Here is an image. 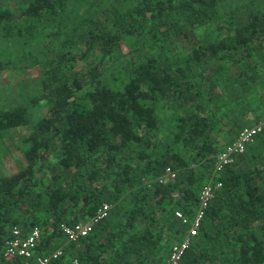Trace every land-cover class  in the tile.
Masks as SVG:
<instances>
[{
	"label": "trees",
	"instance_id": "1",
	"mask_svg": "<svg viewBox=\"0 0 264 264\" xmlns=\"http://www.w3.org/2000/svg\"><path fill=\"white\" fill-rule=\"evenodd\" d=\"M108 1L21 0L19 13L0 10L2 36L35 40L44 56L36 59L40 94L29 106L0 111V135L30 127L27 167L0 178V264H23L3 256L14 227L24 235L52 229L37 248L49 256L53 239L64 237L61 224L86 220L106 203L109 217L60 247L64 254L50 264H165L187 231L175 212L193 217L207 179L191 164L214 167L243 130L236 113L264 104V12L240 0H124L128 8L116 0L99 9ZM200 29L210 37L174 51ZM127 55L132 68L114 70L107 83L108 70ZM225 77L242 90L228 115L215 103ZM40 103L48 111L34 122L30 109ZM160 110L173 113L170 142L159 136ZM225 136L229 143L219 146ZM167 168L176 178L159 184ZM216 180L222 186L181 264H264V131Z\"/></svg>",
	"mask_w": 264,
	"mask_h": 264
},
{
	"label": "rangeland",
	"instance_id": "2",
	"mask_svg": "<svg viewBox=\"0 0 264 264\" xmlns=\"http://www.w3.org/2000/svg\"><path fill=\"white\" fill-rule=\"evenodd\" d=\"M115 1L116 0H109L108 2H103L99 9L103 7L107 8L110 6L109 2ZM240 2L242 5L255 11L264 12V0H240ZM118 4L122 5L124 8H128V1L120 0ZM3 9H10L14 13H19L23 9V4L21 3V0H0V10ZM240 13H244V11L242 10ZM210 32L211 31L209 30L200 29L199 31H196L195 36L190 38V40L179 39L177 45L174 47V51L177 53L180 52L182 54L187 53L192 49L193 45L208 39L210 37ZM2 35L3 31L0 30V63L10 64H8L7 69L0 72V111L11 110L17 106H29L31 99L37 97L40 94L43 71L41 70L40 64L36 62V59L43 61L44 57L42 50L43 45H39L37 41L32 40L30 42H26L25 40L19 39V41H16L17 38L8 40ZM125 48L124 54H127L128 48L126 45ZM136 48H139V45H132V49ZM172 54V51H167L168 56H172ZM100 56V53L93 54L87 58L86 63L95 64ZM112 65H114V62ZM132 65V60L128 59V55L121 57L120 60H118L116 64L108 70L104 80L107 83H113L114 70L117 72L120 70V67L132 68ZM226 77L221 78L219 81V85L217 87L219 97H217L215 101L216 105L222 108L221 113L223 115L233 113L234 108L237 107L236 103L239 101L242 95L241 87L238 85L239 83L235 79L227 80ZM215 79L217 78L215 77ZM236 96L239 97L238 101L235 100ZM254 102L255 101L252 103ZM47 111L48 105L46 103H40L38 105L31 106L30 112L32 114L33 121H38L47 113ZM159 112L161 119L163 120L160 125L161 130L159 132V136L165 142H170L172 140L173 134L175 133L174 126L170 124L173 113L170 110H160ZM239 113L240 112H237L236 115L239 116ZM263 115L264 111L259 114V116ZM258 117L256 116V120ZM239 121H241L240 118L236 119L235 122ZM232 123L233 121H230V125H232ZM255 124L256 121L254 123H246L243 125V129L246 127H251ZM29 132L30 127H27L11 129L9 131L3 132L0 135V178L16 174L27 167L24 152L30 147V145L25 142V138L28 136ZM222 138L219 140V146H224L225 144L229 143H226V140ZM52 164L57 165L55 164V159L52 160ZM191 165L193 168L198 169L200 173H204V176L207 178L205 179L204 185L216 180L218 177L219 173L215 172L213 166H206L205 163H193ZM207 172L208 174H206ZM52 236V229H49L48 231L42 230L41 244L47 243V238ZM48 242H50V240ZM69 245L70 244L65 236L60 238L55 237L53 239L52 247L54 250L60 247L66 249V247ZM164 249L165 248L163 247L162 251H164ZM159 255L161 254L158 253V257ZM156 261L158 264H162V261H159V259Z\"/></svg>",
	"mask_w": 264,
	"mask_h": 264
},
{
	"label": "built area",
	"instance_id": "3",
	"mask_svg": "<svg viewBox=\"0 0 264 264\" xmlns=\"http://www.w3.org/2000/svg\"><path fill=\"white\" fill-rule=\"evenodd\" d=\"M264 131V119L257 122L251 127L244 128L238 137L221 150L214 161V169L216 173L234 164L238 155L244 154L247 148L255 144L258 136ZM176 173L170 168L165 170V175L156 179L159 184L165 183L167 180H174ZM153 181H148L147 187L153 186ZM221 183L213 180L204 185L199 193L198 206L192 218L177 210L175 212L187 231L181 241L175 243L169 253L165 264H181L186 252L190 249L193 239L198 236L200 227L206 215V210L212 203L215 192L221 188ZM111 206L109 204L102 205L101 208L86 220L79 221L73 225L63 223L60 225V231L69 243L78 242L82 238L88 237L103 220L109 217ZM42 229L38 226L32 228L26 235L23 231L14 227L11 231L9 239L5 243L3 256L6 259H20L23 264H50L52 261L59 259L64 254V249L59 248L49 256L39 255L37 248L41 242ZM74 264H78L74 261Z\"/></svg>",
	"mask_w": 264,
	"mask_h": 264
},
{
	"label": "crops",
	"instance_id": "4",
	"mask_svg": "<svg viewBox=\"0 0 264 264\" xmlns=\"http://www.w3.org/2000/svg\"><path fill=\"white\" fill-rule=\"evenodd\" d=\"M262 111H264V104L263 103L256 104L255 107H253V109L251 107L250 108L246 107L244 111H241L239 113L240 114V120H241L239 122L242 123V125L243 124L245 125L246 123H252V122L254 123L256 121V116L258 114H260ZM238 129H236V131L232 133V136L234 138L237 136ZM225 138L224 139L226 140V143H227V142H229V138H231V137L227 136ZM153 257H155V255H153ZM146 264H148V262Z\"/></svg>",
	"mask_w": 264,
	"mask_h": 264
}]
</instances>
